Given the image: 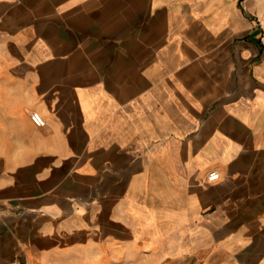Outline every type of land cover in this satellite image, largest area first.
Listing matches in <instances>:
<instances>
[{
	"label": "crops",
	"instance_id": "crops-1",
	"mask_svg": "<svg viewBox=\"0 0 264 264\" xmlns=\"http://www.w3.org/2000/svg\"><path fill=\"white\" fill-rule=\"evenodd\" d=\"M15 262L264 264V0H0Z\"/></svg>",
	"mask_w": 264,
	"mask_h": 264
},
{
	"label": "built area",
	"instance_id": "built-area-1",
	"mask_svg": "<svg viewBox=\"0 0 264 264\" xmlns=\"http://www.w3.org/2000/svg\"><path fill=\"white\" fill-rule=\"evenodd\" d=\"M31 119L32 121L37 124V125H43L44 124V118L41 115V113H39L38 111H33L31 113ZM219 172L217 170H212L208 173L207 175V180L208 181H216L219 179ZM13 264H18L17 262L13 263Z\"/></svg>",
	"mask_w": 264,
	"mask_h": 264
}]
</instances>
